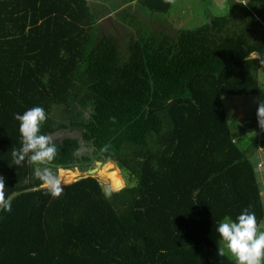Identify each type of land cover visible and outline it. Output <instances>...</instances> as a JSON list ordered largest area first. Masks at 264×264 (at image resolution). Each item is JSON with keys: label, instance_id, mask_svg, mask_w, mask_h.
<instances>
[{"label": "trees", "instance_id": "1", "mask_svg": "<svg viewBox=\"0 0 264 264\" xmlns=\"http://www.w3.org/2000/svg\"><path fill=\"white\" fill-rule=\"evenodd\" d=\"M227 1L228 15L171 33L140 26L128 7L0 0V175L11 198V211L0 209V264H234L218 256L213 232L245 208L262 225L251 155L264 149V130L255 113L232 132L223 98L261 93L264 0ZM35 106L58 148L49 167L67 183L58 198L27 158L13 163L14 114ZM256 125L261 139L243 150ZM96 161L99 178L109 182L116 162L135 185L109 199L93 175L75 181L74 169Z\"/></svg>", "mask_w": 264, "mask_h": 264}, {"label": "clouds", "instance_id": "2", "mask_svg": "<svg viewBox=\"0 0 264 264\" xmlns=\"http://www.w3.org/2000/svg\"><path fill=\"white\" fill-rule=\"evenodd\" d=\"M164 2L171 5L175 0ZM256 115L259 128L264 130V101L258 102ZM14 119L19 122L21 147L12 150L13 163L21 165L27 158L28 164L35 166L33 175L41 182L40 187L53 198L60 197L64 190L62 174L49 167L58 155V148L50 136L41 134L47 119L45 110L40 106L31 107L23 114H14ZM123 187L124 181L113 175L102 191L105 198L110 199ZM5 189V177L0 175V209L8 212L11 211V198L6 196ZM218 225V256L228 255L234 264H264V226L258 223L254 212L245 208L235 220L226 217Z\"/></svg>", "mask_w": 264, "mask_h": 264}, {"label": "rangeland", "instance_id": "3", "mask_svg": "<svg viewBox=\"0 0 264 264\" xmlns=\"http://www.w3.org/2000/svg\"><path fill=\"white\" fill-rule=\"evenodd\" d=\"M235 1L237 2L241 1L244 3L248 2V0H235ZM230 7H231L230 2L227 0H176L174 7H172L169 13L153 14L157 18V20L155 21L148 22V20L144 19V16L141 13L142 11L138 7H130L129 13L132 16H135L137 19H139L140 20L138 22L139 25L145 27L146 29H148V27L146 26H149L150 24L151 26L153 24L159 26L166 25L165 28L166 31L175 33L177 29H194L200 27L206 24L209 21V18L213 16L228 15L230 12L229 9ZM236 8L238 9L239 7ZM145 15H148V13L145 12ZM122 16L126 17L127 13L122 14ZM113 21L114 20L110 18L104 21V26L107 29H109V31H111V28L114 27L115 24H118V23L114 24ZM130 23H131V18L127 20V22L125 21V27ZM119 25L121 26L120 22ZM118 26L116 27V29H118L119 35L122 38L121 45H122V50L125 53L127 49L125 42L127 40V36L126 34H124L125 30L122 27H118ZM260 79H261V94H259L258 96H248V97L227 96L223 98L224 108L232 132L238 131L241 125H243L246 122H250L257 111L258 102L264 101V68L260 70ZM261 137H262V132L258 130L256 125L255 130L245 135L244 137H241L240 148H243V150H248L251 144L259 141ZM251 157H252L251 158L252 162H254L255 164L256 163L255 160L258 159L257 155L252 154ZM110 162L111 161H109V163ZM104 164L105 163L99 165L97 167V170L100 166H103ZM260 164L262 165V163ZM94 166L95 164L89 169L93 168ZM110 169L111 172L115 173L114 175H116L118 178L124 181L125 187H132L135 185V182L128 181V178H126V176L122 173L121 169L119 168L116 162H114L110 166ZM74 170L78 171V175L75 181L81 178V176L87 174V171L81 172L78 168ZM96 171L93 172V176L98 180L100 185L103 187L106 183H108V181L106 179L99 178ZM63 184H67V183L63 182L62 185ZM217 233L218 232L215 230L213 232V237L218 242Z\"/></svg>", "mask_w": 264, "mask_h": 264}, {"label": "crops", "instance_id": "4", "mask_svg": "<svg viewBox=\"0 0 264 264\" xmlns=\"http://www.w3.org/2000/svg\"><path fill=\"white\" fill-rule=\"evenodd\" d=\"M88 3L91 4L92 7H111V11H119L124 7H174V4H167L164 0H87ZM176 2V0H175ZM144 16V19L149 21H155L157 18L155 15H145L144 10L140 9ZM112 20H116L114 14L109 17ZM261 94V93H260ZM255 155H257V160H255V165L258 166L259 163H262L259 169H257L258 183L261 189V196L264 205V149H257L254 151ZM252 158V157H251ZM264 226V220L262 222Z\"/></svg>", "mask_w": 264, "mask_h": 264}, {"label": "water", "instance_id": "5", "mask_svg": "<svg viewBox=\"0 0 264 264\" xmlns=\"http://www.w3.org/2000/svg\"><path fill=\"white\" fill-rule=\"evenodd\" d=\"M102 164H103L102 162H100V161H96V162H95V166H94L93 168L87 170V174H88V175H93V172H95V171L97 170V167H98L99 165H102Z\"/></svg>", "mask_w": 264, "mask_h": 264}, {"label": "bare ground", "instance_id": "6", "mask_svg": "<svg viewBox=\"0 0 264 264\" xmlns=\"http://www.w3.org/2000/svg\"><path fill=\"white\" fill-rule=\"evenodd\" d=\"M97 172V171H96Z\"/></svg>", "mask_w": 264, "mask_h": 264}]
</instances>
